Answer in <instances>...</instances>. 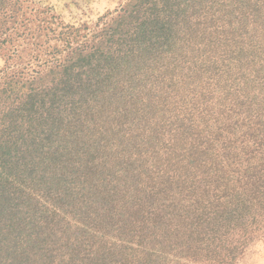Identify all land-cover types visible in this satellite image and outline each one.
Masks as SVG:
<instances>
[{
	"label": "trees",
	"instance_id": "1",
	"mask_svg": "<svg viewBox=\"0 0 264 264\" xmlns=\"http://www.w3.org/2000/svg\"><path fill=\"white\" fill-rule=\"evenodd\" d=\"M28 10L0 0V264H235L264 237V0H127L37 68Z\"/></svg>",
	"mask_w": 264,
	"mask_h": 264
},
{
	"label": "rangeland",
	"instance_id": "2",
	"mask_svg": "<svg viewBox=\"0 0 264 264\" xmlns=\"http://www.w3.org/2000/svg\"><path fill=\"white\" fill-rule=\"evenodd\" d=\"M126 1L27 0L28 6L34 8V11H27L26 17L29 19L27 22L28 30L24 31L22 36L16 38L23 52L22 63L27 66L30 64L32 68H37L36 65L43 64L45 60L53 61V49L62 51L64 48L63 39L67 37L75 39L74 41L78 43L84 39V36H87L89 41L86 43L92 45L94 42L90 36L99 27L103 26L106 17L110 13L113 14ZM40 10H44L45 13L42 14ZM252 28L248 26L250 33ZM59 36L62 37V42ZM4 66L5 57L0 55V71ZM40 71L42 73L47 72L43 67ZM248 80H250L249 87H260V84L257 81H253L252 78ZM46 83L53 87V78L50 77ZM262 91H264V88ZM260 98L264 105V95ZM253 107H256L255 104H253ZM235 264H264V237L255 238L247 244Z\"/></svg>",
	"mask_w": 264,
	"mask_h": 264
}]
</instances>
